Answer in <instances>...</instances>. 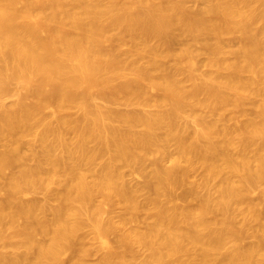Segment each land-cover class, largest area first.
<instances>
[{"label":"bare ground","instance_id":"bare-ground-1","mask_svg":"<svg viewBox=\"0 0 264 264\" xmlns=\"http://www.w3.org/2000/svg\"><path fill=\"white\" fill-rule=\"evenodd\" d=\"M193 1L0 0V242L10 249L0 251V264H63L69 251L71 264H86L95 250L78 234L88 223L104 251L98 264H132L135 245L149 251L142 264H264V0H201L192 10ZM229 35L238 47H228ZM126 42L131 48L121 53ZM201 53L209 72L197 68ZM137 56L148 65L131 60ZM169 58L171 70L164 65ZM253 102L256 117L241 121ZM198 106L216 117L196 114ZM228 108L241 118L236 125L243 123L234 126L232 117L236 135L218 127ZM72 109L80 117L69 115ZM171 143L172 165L154 162L146 182L153 195L141 205L138 194L146 189L128 185L123 168L142 171ZM198 165L205 187L222 180L214 204L210 188L201 197L185 188ZM181 186L186 192L178 197ZM259 187L258 200L251 199ZM38 189L56 205L23 199ZM97 193L104 198L98 205ZM192 195L199 205L185 204ZM114 201L128 211L125 217L121 209L126 224L150 211L141 214L147 228L122 231L117 248L108 240L116 226L103 218ZM233 204L245 216L241 224ZM213 213L221 219L211 220ZM248 232L257 240L242 245Z\"/></svg>","mask_w":264,"mask_h":264},{"label":"rangeland","instance_id":"rangeland-1","mask_svg":"<svg viewBox=\"0 0 264 264\" xmlns=\"http://www.w3.org/2000/svg\"><path fill=\"white\" fill-rule=\"evenodd\" d=\"M200 1H201V0H198V1H196V2H194V1H193V2H189V4H187V6H188L189 9L192 8V10H196V9H198V8H200V7L203 6V5H202V4H203L202 1H201V2H200ZM195 3H196V4H195ZM200 3H201V4H200ZM194 4H195L196 6H195ZM198 4H199V5H198ZM194 8H196V9H194ZM259 23H260V22H259ZM259 23L256 24V26H257L256 28H257V29H260V28L262 27V23H260L261 25H260ZM260 26H261V27H260ZM225 39H226L225 42H226V44L228 45V47H230V48H234L235 46L238 47V46H237L238 41H237V39H236L234 36L229 35V36H226ZM184 40H185V41H184ZM184 40H183L184 42H187L186 39H184ZM187 40H188V39H187ZM234 40H235V41H234ZM234 42H235V43H234ZM127 43H128V46H127ZM154 43H156V42L154 41ZM154 43L152 42V44H154ZM126 46H127V47H126ZM126 46H125V47L123 46L126 50L123 49V47H121V50L123 51V52H121V53H124V52H126L128 49H130V48H131V43H130V42H126ZM129 47H130V48H129ZM236 47H235V48H236ZM205 54H206V53H205ZM140 57H141V56H137V57H134V58H136V59L132 58L131 60H134V62H136V63L138 62L137 64L140 65V66H141V65H142V66L144 65V67H145V65L147 66V65H148V63H147V62H148L147 58H145V57H141V58H140ZM142 58H143V59L145 58V59L143 60ZM138 59H140V60H138ZM198 59H199V60H198L197 62H198V63L201 62V63H200L199 65H198V63H197V68H198L199 70L203 71V73L206 72L205 69L207 68V69H208L207 71L209 72V69H210V68H209L208 65H207L206 68L203 67V66H206V64L204 65V63H205V60L208 59V55H207V54L204 55L203 53H201V55H200V57H198ZM165 61H166V63H164V65L166 64L165 69L171 70V68H172L173 66H175V63L172 62V61H173L172 58H171V59L169 58L168 61H167V60H165ZM165 61H164V62H165ZM141 62H143V63H141ZM169 63H170V64H169ZM206 63H207V62H206ZM170 65H171V68H169ZM168 66H169V67H168ZM199 66H200V67H199ZM201 66H202V67H201ZM198 69H197V70H198ZM201 71H200V72H201ZM204 71H205V72H204ZM198 72H199V71H198ZM200 72H199V73H200ZM201 73H202V72H201ZM181 77H182V76H181ZM202 97L205 98L204 95L201 96V98H202ZM255 98H257V97H254V98H252L251 100L254 101L253 99H255ZM14 99H15L14 96H10V98L8 97V98L5 99L4 103H5L6 105H10V104H12V102L14 101ZM258 99H259V97H258ZM258 99H257V101H258ZM251 100H250V102H252ZM255 100H256V99H255ZM257 101H255V102L257 103ZM98 102H99V104H100V103H101V104H104V105L107 104V103H103L104 101H102V100H100V101L98 100ZM250 102H249V103H250ZM255 102H253L255 105H252L253 103H251V104H248L247 106H245L246 114H245V115H242V116L240 115L242 119L239 117V114L237 113V111H236V113H232V112H235L234 109H233L234 111H232L231 108H230V110H229V108H228L229 111H227L226 109L223 110L222 112H224V113H222V114L220 113L221 117H223V119H222L223 122H222L221 119H220L221 123H218V125H219V126H218L219 129L221 128V127H220V124H221V126L223 125V128H222L223 131L228 130V131L231 132L232 130H230V129H232L237 123H239V120H240V119H241V121H242V120H248V119H251V116H252V117H254V116L256 117V115H257V114H256V113H257V110H256V107H255V106H256V103H255ZM119 104H120V103H118V105H117V104H114V105L111 104V106H109L110 104H107V105H108L109 107H111V108H114V109H117V110H121V111H126V110L131 109V107H130V108H129L128 106L126 107V105L123 104V103L120 104V105H119ZM117 106H118V107H117ZM115 107H116V108H115ZM200 107H201V108H200ZM200 107L198 106L199 109L196 107V109H195V110H196V114L199 113V114L202 115L203 117H204V115H208V117H209L211 120L213 119V118H211V116H212V117H216L215 115H213V113H210V112H212L213 110H209V109H210L209 107L206 108V106H205V109H204V106H203V107L200 106ZM207 109H208V111H207ZM72 110H73V111H72ZM72 110L69 111V112H70L69 115H71L73 118H77L78 116L80 117V115H81V114H80V111H78V110H76V109H72ZM75 110L78 111L79 113L76 112ZM51 111H53V109H52V110L50 109V113H51ZM71 111H72V112H71ZM74 111H75V112H74ZM47 112H49V111H47ZM69 112H68V113H69ZM200 112H201V113H200ZM202 112H203V113H202ZM247 112H248V113H247ZM252 112H253V113H252ZM50 113H49V114H50ZM205 113H206V114H205ZM225 113H226V114H225ZM75 114H76V115H75ZM78 114H79V115H78ZM209 114H210L211 116H210ZM230 114H231L232 116H231ZM234 114H235L236 116H235ZM237 114H238V116H237ZM248 114H249L250 116H249ZM200 115H199V116H200ZM226 115H227V116H226ZM246 115H247V116H246ZM230 116H231V117H230ZM243 116H244V117H243ZM205 117H206V116H205ZM208 117H207V118H208ZM232 117H234V118L237 117V119H238V120L235 119L236 121L234 120V123L236 122L235 124L232 122L233 120H231ZM245 117H250V118H245ZM209 118H208V119H209ZM234 118H233V119H234ZM50 119H52V118H50ZM210 119H209V120H210ZM214 119H215V118H214ZM220 121H219V122H220ZM225 121H226L227 123H225ZM243 122H244V121H243ZM228 123H230V124L228 125ZM233 124H234V126H233ZM224 125L226 126V129H225V126H224ZM239 125L241 126V125H243V123L240 122ZM239 125H236V127H237V126L239 127ZM227 126H229V127L231 126V127L229 128V127H227ZM232 126H233V127H232ZM227 128H228V129H227ZM234 128H235V127H234ZM235 129H237V128H235ZM233 130H234V129H233ZM237 130H239V128H238ZM234 132H235V133H234ZM234 132L232 131V133H234V135H236L237 131L235 130ZM238 132H239V131H238ZM220 133H224V132H221V130H220ZM69 134H70L69 137H72V134H71V133H69ZM223 135H224V134H223ZM223 135H222V136H223ZM220 136H221V135L219 134V138H218V139H219L220 141H222V140L224 139V136H223V137H222V136L220 137ZM31 142H33V143H32V144L30 143V147H32L33 145H35V147H34V146H33V147L36 148L37 142L35 141V142H36V143H35V142L32 141V140H31ZM34 143H35V144H34ZM173 145H174V146H173ZM33 147H32V148H33ZM38 147H39V144L37 145V148H38ZM171 147H172V148H171ZM175 147H176L175 144H174V143H173V144L171 143V144H169V146L167 147V148H168V149H167L168 151H167L165 154H164V153H159V154H160V155H159L157 152H154V153L151 155V156L154 157V158H152L151 156H149V159H148L147 163H145L146 165H143V167H145V166H146V167H145V168L142 167V171H140V172H139V170H138V168H140V167L137 166V165H132V166H130V167H129V166H126V167L123 168V173H125V174H123V175H124V176H123V179H124V181H125L127 184L129 183L128 185H130L132 188L135 187V188H137V189H142V188H143L144 190L146 189V191H144V192H143V190L141 191V192H143V193L140 192V194H138V198H139L138 200H140L139 202L142 203L141 205L146 206V205H147V202H146V201H148V199H149V195H150V197L153 195V191L150 190V189H148V188H146V184H147L146 182H148V179H149L148 176L150 175V173L152 172V170H153V168H154V162H155L156 160H158V158H160L158 161H160V160H161V161H163V160L165 161V163H164V162L162 163V162L160 161V163H161V165H162L163 167H165V166H166V167H168V166L170 167V166L172 165V159L169 158V155H172V154H173L172 157L175 156V154H176V148H175ZM1 148H2V144L0 143V150H1ZM32 148H31V150H34V149H32ZM39 148H40V147H39ZM29 149H30V148H28V150H29ZM174 149H175V150H174ZM25 150L27 151V149H25ZM31 150L28 151V153H27L26 151H25V152H26L27 154H30ZM35 150H38V149H35ZM170 151H171V152H170ZM169 152H170V153H169ZM57 153H58V152H57ZM156 153H157L158 155H157ZM168 153H169V155H168ZM174 153H175V154H174ZM232 153H235V150H234ZM58 154H59V153H58ZM248 154H249V155L251 154V156H252V155H253V151H249ZM163 156H164V157H163ZM162 157H163V158H162ZM167 157H168V158H167ZM150 158H151V159H150ZM161 158H162V159H161ZM167 159H168V161H167ZM169 159H170V160H169ZM31 160H32V162L30 163ZM31 160L29 161L30 165L33 166L34 164H36V161H34V159H31ZM150 160H151V162H150ZM33 161H34V162H33ZM169 161L171 162V165L168 164V163H170ZM148 162H149V163H148ZM99 163H100V164H99ZM151 163H153V167H150V166H152ZM166 163H167L168 165H166ZM101 164H102L101 162H98V163H97L98 168H101V167H100ZM147 164H148V166H147ZM164 164H165V165H164ZM136 166H137V168H136ZM95 167L97 168V166H95ZM147 167H148V168L150 167V169H147ZM184 167H186V166H184ZM96 168H95V169H96ZM98 168H97L96 170H98ZM199 168H200V167H199V165H198L196 168H193V169H191V170L188 172V175H189V176L187 175L186 178H187L188 181H190V182L188 183V181H187V179H186V185H188V186L185 187V188H188V190H189V188H190V189H192V188H197L198 191L200 190L199 192L197 191V194H198V195L200 194L199 197H201V196H205V193L208 192L207 189L210 188V190H209V194H210V196H209V197H211V195H212L211 198H212V200L214 199V201H213V204H214V202H215L216 199L218 198V195H219V193H218V186H219V184L221 183L220 181H222V180H221V178H218V180L215 179V180H213V182H215V183H212V181H210V182L208 183L209 185L207 184V186H209V187L206 186V187H207V188H206V187L203 185V184H204V181H205V180H204V179H205V176H204L203 168L201 167V170H200ZM145 169L147 170V172H146ZM197 169H198V170H197ZM137 170H138V171H137ZM124 171H125V172H124ZM148 171H149V172H148ZM191 171H192V172H191ZM194 171H196V172L194 173ZM134 172H135V173H134ZM136 172H137V173H136ZM141 172H142V173H141ZM189 173H190V174H189ZM192 173H193V174H192ZM134 174H135V175H134ZM136 174H139L140 176H139V175H136ZM143 174H144V175H143ZM145 174L147 175V178H145V177H146ZM148 174H149V175H148ZM141 175H142V176H141ZM190 175H192V176H190ZM202 175H203V176H202ZM0 176H1V178H0V180H1L0 183H1V182L3 183V182L5 181V178H4L1 174H0ZM144 176H145V177H144ZM193 176H194V177H193ZM141 177L143 178V182H142V180L140 179ZM190 177H193V178L190 179ZM201 177H203V178L200 179ZM3 180H4V181H3ZM138 180H139V181H138ZM194 180H195V181H194ZM193 181H194V182H193ZM200 181H201L202 183H201ZM218 181H219V182H218ZM130 182H131V183H130ZM132 183H133V185H132ZM135 183H136V184H135ZM191 184H193V185H191ZM195 184H197V187H196ZM211 184H212V185H211ZM215 184H217V186H216ZM138 185H139V186H138ZM140 185H142V186H140ZM198 185H199V186H198ZM200 185H201V186H200ZM184 186H185V185H184ZM184 186H183V187H184ZM189 186H190V187H189ZM193 186H194V187H193ZM213 186H216L217 188H216V187H213ZM199 187H200V188H199ZM178 188H179V187H177V189H178ZM181 188H182V186L179 188L180 191L177 190L176 188L174 189V191L176 192L175 194L178 195V197H181L180 195H182V193H185V192H186V191H184L183 188H182L183 190H182ZM214 188H216V189H214ZM204 189H205V190H204ZM212 189H213V190H212ZM259 189L261 190V187H259V188H257L256 190H254L256 193H255L254 191H253V193H251V194H252V195L250 196L251 199L253 198V200H258L257 198H258L259 195H260V194H259V193H260V192H259V191H260ZM38 190H39V191H38ZM38 190H35V191H33V192L24 193L23 196H22L23 199L25 200V198H26V199H27V202H30L31 200H32V201L35 200V202L41 201L40 204L46 203V201L48 200V195H47V193L44 192V190H42V189H38ZM185 190H187V189H185ZM203 190H204L205 192H204ZM211 190H212V191H211ZM258 190H259V191H258ZM206 191H207V192H206ZM34 192H35L36 194H33ZM42 192H43V193H42ZM147 192H148V193H147ZM201 192H202V193H201ZM210 192H212V193H210ZM214 192H215L216 194H214ZM146 193H147V194H146ZM203 193H204V195H203ZM31 194H33V195L31 196ZM207 194H208V193H207ZM207 194H206V196L209 195V194H208V195H207ZM256 194H257V195H256ZM24 195H25V196H24ZM183 195H184V194H183ZM254 195H255V197H254ZM26 196H27L28 198H27ZM102 196H103V195L100 194V193H99V196H98V193H97V196L95 195V196H94V199H93V202H94V200H95L94 204L98 205L99 202H100V204H101L102 202H104V198H103ZM216 196H217V197H216ZM257 196H258V197H257ZM24 197H25V198H24ZM100 197H101L102 199H101ZM142 197H143V198H142ZM147 197H148V198H147ZM191 197H193V200H191L192 198L189 199V196H188V198H187L186 201H185L186 203H185V202H184V203L188 205L189 200H190V203H192L193 205L189 203L188 206H193V207H194L195 204H196V206L199 205V203H200V202H199V199H198L199 197L197 198V196H193V195H192ZM195 197H196L197 200L195 199ZM213 197H214V198H213ZM215 197H216V198H215ZM35 198H36V199H35ZM99 198H100V199H99ZM144 198H145L146 200H145ZM194 199H195V200H194ZM28 200H29V201H28ZM45 200H46V201H45ZM25 201H26V200H25ZM142 201H144V202H142ZM191 201H192V202H191ZM97 202H98V203H97ZM116 202H117V203H116ZM116 202L114 201V203L111 205V207H110L109 210L107 211V213H108V212H111V213H112V212H114L113 209H115V210H116V211H115L116 214H115V212L112 213V214H110V213H108V214L105 213V214H104V217H103L105 221L110 220V221H112V222L115 224V226H116L114 232H116V233H118V234H116V233H114V232H111V233L108 235V240H109V242H110L111 239L114 238L113 240H111V242H113V243L110 242V244H111V245L113 244L114 246H113V245H112V246L115 247V248H117V247L119 246V245L117 244V242H118L117 239H118V237H119L118 235H122V234H124V233H126V232H129L130 230H133V229H131V227L134 228V226H138V228L135 227L134 229H136V228L139 229V227H140V229H144V230H145V227L147 228V226H146V225H147V223H146V222H147V219H145L144 217H147V218H148V215H149L148 212H150V211H148L147 209H141L140 212L137 213V215H140L139 218L137 217V220H134V222L131 221V222H129V223L126 224V223H123V221H124L125 217H129L130 215L127 216L129 213H128V211L126 212V209L124 208V205H122V203H121V205H120V202H119V201H116ZM179 202H180V201H179ZM47 203L52 204V206L56 205V202H54V201H52V202L47 201ZM54 203H55V204H54ZM115 203H116L117 205H116ZM50 204H49V205H50ZM114 204H115V205H114ZM145 204H146V205H145ZM211 204H212V203H211ZM113 207H114V208H113ZM233 207L236 208V209H237V207H238L239 210H240V208H239V206H234V204H233L232 207H231V210H232L231 212H233L234 214H236V215H235V216H236V222L239 221V222H237V223H238V224H241L240 219L243 218L242 221L244 222V220H245V216L242 214L241 211H239L238 209L236 210V209H234ZM261 207L264 208V205H261ZM110 209H112L113 211H111ZM121 209H122L123 211H125V213H127V214H125L124 212L121 213V211H122ZM142 210H144V212H143ZM146 210H147V211H146ZM145 211H146L147 213H146ZM118 212H119V213H118ZM123 213H124L126 216H125ZM237 213H238V214H237ZM239 213H240V215H239ZM49 214H50V213H47V215H49ZM119 214H120V215H119ZM141 214H142L143 216H144V214H146V215L143 217V216H141ZM214 214H215V213H213V214L210 215V217H212L211 220H213V217H216V218H215L216 220H217L218 218L221 219V216H220L218 213H216L215 215H214ZM110 215H111V216H110ZM216 215H217V216H216ZM107 216H108V218H107ZM112 216H113V217H112ZM114 216H115V218H114ZM119 216H120V217H119ZM122 216H125V217H122ZM238 216H239V217H238ZM242 216H244V217H242ZM105 217H106V218H105ZM237 217H238V218H237ZM121 218H123V219H121ZM140 218H141V219H140ZM107 219H108V220H107ZM120 219H121V220H120ZM143 219H144V220H143ZM215 219H214V220H215ZM219 219H218V220H219ZM138 220H139V221H138ZM142 220H143V222H142ZM117 221H118V222H117ZM140 221H141V222H140ZM116 222H117V223H116ZM139 222H140V223H139ZM263 222H264V220H263ZM87 223H88V222H87ZM88 224H89V223H88ZM88 224H86L87 226H84L85 228L82 229L83 231L81 230L82 233H83V235H82L81 231L79 232L80 234H78V239L80 240V243H81V242H84V243L87 244V245L90 243L88 246H87V245H84V243H82L81 246H83L84 248H86V246H87V249H88V248H91V246L93 245L92 248H94V250H95L93 254H90L89 256L86 257L87 260H86V258H85V260H86V264H92V263H93V264H98V262L100 261L99 259H101V258L103 257V255H104V251H103L102 248L100 247L101 244L98 242L97 239H95V240L93 239V240L95 241V243H93L94 241L91 240L92 238H94V236H93V231H92V234H91V229L93 230V228L90 229V226H88ZM91 224H92V223H90V225H91ZM121 224H122V225H121ZM124 224H125V225H124ZM139 224H140V225H139ZM144 224H146V225H144ZM263 224H264V223H263ZM143 225H144V226H143ZM252 225H255V224H252ZM130 226H131V227H130ZM91 227H92V226H91ZM259 227H260V224H259L258 226H257V225H256V226H251V229H252V230H251L250 232L253 233V231L256 230V229H258ZM124 228H126V229H124ZM127 228H129V229H127ZM84 229H85V230H84ZM119 229H120V230H119ZM86 230H87V231H86ZM127 230H128V231H127ZM117 231H118V232H117ZM122 231H123L124 233H123ZM125 231H126V232H125ZM8 232H9V233H8ZM8 232L6 231V234H7V235H9V234L11 233L10 230H8ZM119 232H122V233H119ZM115 234H116V235H115ZM81 235H82V237L84 238V241H81V239H82ZM110 235H111V237H109ZM112 235H113V236H112ZM245 235H246V236H245ZM245 235L242 236V238L245 236V238L242 239V241H241V244H242V245H245V244L249 245V244L255 243V241L257 240L256 238L253 237L254 235L252 234V235H253V236H252L249 232H248V234H245ZM247 235H248V236H247ZM116 236H118V237H116ZM246 237H247V238H246ZM87 240H88V241H87ZM244 241H245V242H244ZM96 242H98L97 245H96ZM250 242H252V243H250ZM91 243H92V244H91ZM114 243H116V244H114ZM94 244H95V245H94ZM1 245H2V242H0V251H4L5 253H9V252H10L9 247H7V246H4V247H3V245H2V246H1ZM115 245H116L117 247H116ZM230 245H232V244L230 243ZM230 245L227 244V245H226V246H228L227 248H229V247L231 248L232 246H230ZM94 246H95V247H94ZM139 246H140V245H139ZM1 247H2V248H1ZM97 247H98L99 249H98ZM136 247H137V249H135ZM142 247H143V246H142ZM142 247H139L140 249L138 248V245H135V246L133 247V249H134L133 251H134V253H135L136 256H137V257H135V259L133 258V260H132L133 263L137 260L136 263H134V264H142V262H144V260L147 259V256H149V251H146L147 248L144 247V248H145V249H144V248H142ZM7 248H8V249H7ZM96 248L98 249L99 253H98V251H96V250H97ZM141 248H142V249H141ZM6 250H7V251H6ZM90 250H93V249H90ZM100 250H102V251H100ZM138 250H139V251H138ZM225 250H226V248H225ZM227 250H229V249H227ZM227 250H226V251H227ZM69 252H70V253H69ZM69 252H67V254H65L66 256H65V255L63 256L64 259H63V258L61 259L62 262L64 261L63 264H65V263H66V264H68V263L71 264V261H70V260H71V257H72V252H71V251H69ZM92 252H93V251H92ZM95 252H97V255H98V256H96ZM102 252H103V253H102ZM146 253H147V255H146ZM70 254H71V256H70ZM99 254H100V256H99ZM101 254H103L102 257H101ZM135 254H134V255H135ZM68 256L70 257V259H69ZM88 257H89L90 259H88ZM100 257H101V258H100ZM67 258H68V259H67ZM136 258H137V259H136ZM66 259H67V260H66ZM98 260H99V261H98ZM134 260H135V261H134ZM142 260H143V261H142ZM87 261H89V263H88ZM97 261H98V262H97ZM133 263H132V264H133Z\"/></svg>","mask_w":264,"mask_h":264}]
</instances>
